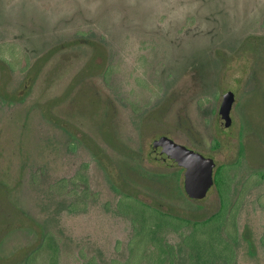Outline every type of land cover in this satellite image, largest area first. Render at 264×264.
<instances>
[{
  "label": "rangeland",
  "instance_id": "obj_1",
  "mask_svg": "<svg viewBox=\"0 0 264 264\" xmlns=\"http://www.w3.org/2000/svg\"><path fill=\"white\" fill-rule=\"evenodd\" d=\"M162 135L231 170L234 261L217 240L206 264H264V0H0V264H190L192 223H132L221 207L153 159Z\"/></svg>",
  "mask_w": 264,
  "mask_h": 264
},
{
  "label": "trees",
  "instance_id": "obj_2",
  "mask_svg": "<svg viewBox=\"0 0 264 264\" xmlns=\"http://www.w3.org/2000/svg\"><path fill=\"white\" fill-rule=\"evenodd\" d=\"M216 174V185L221 192L222 204L220 209L214 214L210 215L205 219L191 220L187 217L173 214L168 211H163L154 206H151L153 211H141L137 214L132 215V223L138 235L144 234L147 230L153 229L154 232H159L170 228L173 230L181 231V229L189 223L193 224V230L190 234H185L183 242L187 246L189 252L190 264H206L207 261L204 256L206 245L210 244L211 248H214L216 241L220 240V244H223V248L230 251L229 257L231 260L235 257V246L234 243L238 241V223H237V212L232 211L227 200V194L231 189V170L226 165H219L215 171ZM144 205L150 206L142 201H138ZM124 211V210H123ZM151 221L154 224H151ZM209 233L210 238H206ZM157 235V234H156ZM48 236L44 237L42 244L37 247L27 257V261L36 254L41 248L45 247ZM219 243V241H218ZM160 248L165 254L170 256H178L179 250L170 243L165 247L160 245ZM26 261V262H27ZM230 261V259H228ZM234 261V260H233ZM232 261V262H233Z\"/></svg>",
  "mask_w": 264,
  "mask_h": 264
},
{
  "label": "water",
  "instance_id": "obj_3",
  "mask_svg": "<svg viewBox=\"0 0 264 264\" xmlns=\"http://www.w3.org/2000/svg\"><path fill=\"white\" fill-rule=\"evenodd\" d=\"M235 101L233 92L228 91L222 100L219 120L224 125L232 123L231 110ZM150 155L170 165L185 168V190L194 198H203L215 184L216 161L212 157L177 142L168 135H162L151 143Z\"/></svg>",
  "mask_w": 264,
  "mask_h": 264
},
{
  "label": "flooded vegetation",
  "instance_id": "obj_4",
  "mask_svg": "<svg viewBox=\"0 0 264 264\" xmlns=\"http://www.w3.org/2000/svg\"><path fill=\"white\" fill-rule=\"evenodd\" d=\"M155 160V158H153Z\"/></svg>",
  "mask_w": 264,
  "mask_h": 264
}]
</instances>
